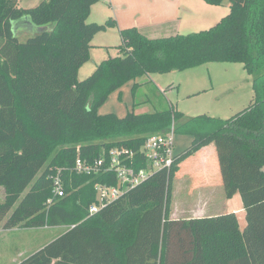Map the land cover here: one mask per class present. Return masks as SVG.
Masks as SVG:
<instances>
[{
    "label": "trees",
    "instance_id": "16d2710c",
    "mask_svg": "<svg viewBox=\"0 0 264 264\" xmlns=\"http://www.w3.org/2000/svg\"><path fill=\"white\" fill-rule=\"evenodd\" d=\"M101 0H43L20 8L0 0V227L65 228L19 264H264V0L228 1L230 13L207 31L151 39L136 27L120 30V56L105 60L86 80L92 41L116 21L88 23ZM24 16L54 25L22 41L13 22ZM207 63L242 64L254 98L229 119L200 115L188 120L172 108L155 113L100 115L108 97L126 83ZM176 123L193 135L170 169L155 171L98 213L97 186H117L115 173L75 171L111 153L137 171L149 162L145 140ZM213 146L226 198L240 195L245 226L236 213L191 219L170 216L172 185L182 163ZM61 172L65 196L54 197ZM54 199L52 204L48 200Z\"/></svg>",
    "mask_w": 264,
    "mask_h": 264
},
{
    "label": "rangeland",
    "instance_id": "374dc122",
    "mask_svg": "<svg viewBox=\"0 0 264 264\" xmlns=\"http://www.w3.org/2000/svg\"><path fill=\"white\" fill-rule=\"evenodd\" d=\"M20 8L38 6L43 0H16ZM176 7L169 14L163 10L166 3L159 0H102L94 5L88 23L105 24L110 20L127 17L136 5L134 14L140 24L158 21L167 16L175 20L166 27H156L144 32L148 38H167L210 30L230 13L229 2L211 6L204 0H165ZM114 7V9L112 8ZM117 23V21H116ZM14 34L22 41L29 37L51 32L54 25H35L24 16L13 22ZM154 36V37H153ZM122 44L118 24L99 33L92 41L91 57L79 71L78 80L84 81L105 60L120 56ZM254 77L242 64L207 63L184 71L151 74L126 83L112 93L98 110L100 115L116 114L123 118L129 113L147 114L172 108L188 120L200 115L229 119L250 106L254 98ZM191 134H175L176 154L185 152L192 144ZM199 160H202V158ZM190 157L180 167L172 185L170 216L175 219H191L198 214L204 217L219 216L243 206L240 195L235 201L226 198L219 164H213L211 172H203L202 162ZM4 189H0V201ZM242 228L245 216L239 215ZM65 228L13 229L0 231V264H19L59 236Z\"/></svg>",
    "mask_w": 264,
    "mask_h": 264
},
{
    "label": "built area",
    "instance_id": "2783aa9c",
    "mask_svg": "<svg viewBox=\"0 0 264 264\" xmlns=\"http://www.w3.org/2000/svg\"><path fill=\"white\" fill-rule=\"evenodd\" d=\"M175 134L176 123H173L168 132L147 137L141 148V153L148 160L149 166L147 169L141 171H137L131 165L126 164L121 159L122 153L118 151L111 153V159L108 164H105L104 160H100L91 165L84 163L82 159L78 158L74 168L76 173L89 176L93 173L104 171L115 173L118 179L117 186H97L98 202L90 207L89 212L91 214L98 213L106 204L122 196L126 190L145 182L155 171L170 169L177 156L175 151ZM53 194L55 198L65 196L61 172L54 179ZM53 201L54 199L51 198L48 200V204H52Z\"/></svg>",
    "mask_w": 264,
    "mask_h": 264
},
{
    "label": "crops",
    "instance_id": "0c3cea01",
    "mask_svg": "<svg viewBox=\"0 0 264 264\" xmlns=\"http://www.w3.org/2000/svg\"><path fill=\"white\" fill-rule=\"evenodd\" d=\"M159 3H166L163 6V10L166 11L163 13H166V14H169V12H173L174 9L176 8V7H174V5L167 3L165 0H159ZM112 8L114 9V7H112ZM135 9H136V5H133V10L129 13V15L127 17L121 18V20L117 16L115 21H117V24H118V27L120 30L126 29V28H131V27H136L137 29H139L144 34V32L150 31L153 28H156V27L161 28L163 26L166 27L175 21L173 19V17H171V15H170V17L164 16L156 22L155 21H152V22L144 21V22H146V24H140V22L138 20L139 18L135 17V16H137L136 14H134ZM195 157L198 160H199V158L200 159L202 158V160H199V161L202 162L203 166H202L201 170H203V172H206V173L211 172V167L213 164H216L215 167L217 168V162L218 161H217V152H216L215 147H213V146L206 147V148L202 149ZM236 197H237V195L233 199L228 200V201L232 202L234 200L236 202L235 205H237L238 201H237ZM231 212L236 213L238 218H239V215L242 214V212L244 214L243 206L233 208V210H231ZM193 217L194 218H201L204 216L198 214L197 216H193ZM173 219H175V218H173ZM1 230H3L2 227H0V231Z\"/></svg>",
    "mask_w": 264,
    "mask_h": 264
}]
</instances>
